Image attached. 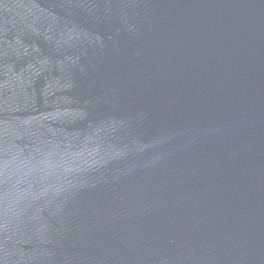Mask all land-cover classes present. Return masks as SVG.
I'll return each mask as SVG.
<instances>
[{"label": "water", "instance_id": "water-1", "mask_svg": "<svg viewBox=\"0 0 264 264\" xmlns=\"http://www.w3.org/2000/svg\"><path fill=\"white\" fill-rule=\"evenodd\" d=\"M0 264H264V0H0Z\"/></svg>", "mask_w": 264, "mask_h": 264}]
</instances>
